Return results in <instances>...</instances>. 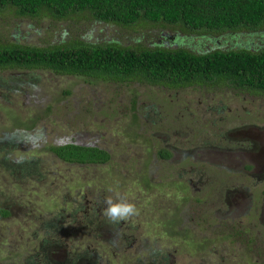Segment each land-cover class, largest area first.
<instances>
[{
  "label": "rangeland",
  "instance_id": "rangeland-1",
  "mask_svg": "<svg viewBox=\"0 0 264 264\" xmlns=\"http://www.w3.org/2000/svg\"><path fill=\"white\" fill-rule=\"evenodd\" d=\"M77 17L21 18L14 8H0V43L47 48L117 41L199 53L264 41V32L253 35L262 40H253L248 30L205 36L145 21L121 27ZM253 96L212 84L169 89L41 70L0 71V145L10 136L19 143L10 154L0 148V162L9 157L30 172L16 182L0 166V206L11 211L0 217V264H42L40 253L59 261L53 264H264V196L253 188V199L228 212L225 192L240 183L243 169L219 171L225 180L211 182L217 170L195 155L182 153L169 162L157 155L165 141L191 145L209 135L207 121L214 116L216 124L228 119L224 131L239 121L264 125V97L255 102ZM66 142L99 146L112 159L66 163L50 150ZM198 174L210 182H199ZM108 199L131 203L138 214L110 222L104 215ZM44 240L57 244H48L47 252Z\"/></svg>",
  "mask_w": 264,
  "mask_h": 264
},
{
  "label": "trees",
  "instance_id": "trees-1",
  "mask_svg": "<svg viewBox=\"0 0 264 264\" xmlns=\"http://www.w3.org/2000/svg\"><path fill=\"white\" fill-rule=\"evenodd\" d=\"M6 7L14 8L21 18L62 21L76 15L90 16L121 27L145 21L205 36L228 35L227 32L233 35L248 30L253 32L250 33L251 39L262 40L260 35H253L264 32V0H0V8ZM253 43L250 40L230 48L213 47L199 53L182 48L172 50L160 44H155L153 49L140 43L122 46L117 41L102 44L73 42L47 48L0 43V71L41 70L61 76L140 82L169 89L212 84L262 93L264 41H260L257 47ZM4 141L0 148L8 154L19 144L12 136ZM50 150L70 164L104 165L112 159L108 151L94 145L66 142ZM160 154L164 158L170 157L169 153ZM0 166L16 182L22 175L30 173L25 172L28 165L23 162L16 165L9 157H2ZM7 206H0V217L11 216ZM84 207L81 206L80 211ZM92 225L94 228L93 222ZM102 226L103 223L98 227ZM46 228L48 226L43 230ZM50 229L57 230L53 223ZM56 244L44 240L43 250L48 252L47 247ZM39 256L42 264L59 262L52 258L49 262L41 253ZM74 261L77 264L78 259Z\"/></svg>",
  "mask_w": 264,
  "mask_h": 264
},
{
  "label": "flooded vegetation",
  "instance_id": "flooded-vegetation-1",
  "mask_svg": "<svg viewBox=\"0 0 264 264\" xmlns=\"http://www.w3.org/2000/svg\"><path fill=\"white\" fill-rule=\"evenodd\" d=\"M262 97H264V93H254L251 101L259 102ZM214 118L215 116L208 121L204 120L210 123V127L207 130L209 135L205 133V136L191 145L184 142L178 144L170 140L165 141V144L157 151V155L159 160L165 162H169L175 155L182 153L195 155L197 161L207 163L208 166L217 170L216 176L211 177V182L213 179L219 182L225 180V177L218 176L219 171L234 173L243 169V175L239 178L240 183L236 184L234 189L228 188L225 192L226 201L230 206L228 212L233 213L244 206L245 198H254L253 188L257 189L258 198L261 195L264 196V125L258 123L244 124V122L239 121L241 123L239 127L224 131L227 127L228 119L222 116L221 121L224 120V122L216 124L215 121L217 120ZM214 127L218 133L212 135L214 130L211 131V128ZM163 152L169 153L170 157H162L160 153ZM204 173L205 171H202L201 174ZM201 174L196 176L199 182H210V177H208L207 181H204V178L200 176ZM230 197H233V200L229 201ZM262 213L264 217V209ZM231 215L229 214L228 217ZM260 217L261 220L263 217Z\"/></svg>",
  "mask_w": 264,
  "mask_h": 264
},
{
  "label": "clouds",
  "instance_id": "clouds-1",
  "mask_svg": "<svg viewBox=\"0 0 264 264\" xmlns=\"http://www.w3.org/2000/svg\"><path fill=\"white\" fill-rule=\"evenodd\" d=\"M264 93V92H262ZM107 207L104 215L110 222L117 223L138 214L135 205L126 202L114 203L111 199L106 200Z\"/></svg>",
  "mask_w": 264,
  "mask_h": 264
}]
</instances>
